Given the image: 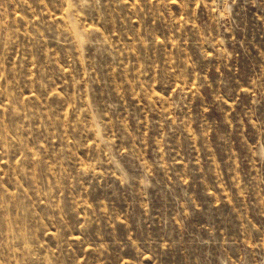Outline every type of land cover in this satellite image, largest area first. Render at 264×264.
I'll return each mask as SVG.
<instances>
[{
  "label": "rangeland",
  "instance_id": "obj_1",
  "mask_svg": "<svg viewBox=\"0 0 264 264\" xmlns=\"http://www.w3.org/2000/svg\"><path fill=\"white\" fill-rule=\"evenodd\" d=\"M0 264H264V0H0Z\"/></svg>",
  "mask_w": 264,
  "mask_h": 264
}]
</instances>
